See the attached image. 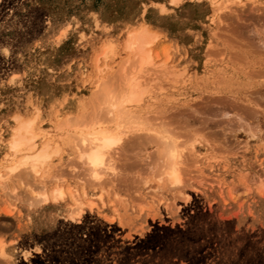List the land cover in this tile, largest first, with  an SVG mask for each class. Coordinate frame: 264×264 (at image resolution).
Returning a JSON list of instances; mask_svg holds the SVG:
<instances>
[{"label":"rangeland","instance_id":"374dc122","mask_svg":"<svg viewBox=\"0 0 264 264\" xmlns=\"http://www.w3.org/2000/svg\"><path fill=\"white\" fill-rule=\"evenodd\" d=\"M141 25L158 56L132 113L183 150L176 185L140 140L91 180L61 123L118 94ZM21 120L35 145L12 153ZM0 174V264H264V0H0Z\"/></svg>","mask_w":264,"mask_h":264},{"label":"bare ground","instance_id":"6f19581e","mask_svg":"<svg viewBox=\"0 0 264 264\" xmlns=\"http://www.w3.org/2000/svg\"><path fill=\"white\" fill-rule=\"evenodd\" d=\"M217 1L215 0V2ZM128 35L127 48L131 50L135 58L131 69L126 70L124 68L126 71L122 73L123 75H121L120 79L122 81H119L121 83H118L117 86L118 94L117 92L113 94L106 90L101 94H99L100 92L93 94V96L91 94V101L96 100V102L92 104L89 112L81 110L73 117L65 116L64 121L62 119L61 123L70 127L67 131L69 132L67 137L70 139L68 143L71 141V145L74 146V149L76 148L77 151L75 152L80 160L79 162L82 163L85 174L90 176L91 180H99L103 172L104 174L113 173L114 168L107 158H110V153L115 148L122 147L124 142L121 143V141H126L127 144L133 145L135 144L134 142L140 140L141 143L142 141L155 142L158 148L156 165L158 176L168 182L169 185H176V183L180 182L179 166L183 161L182 149L174 139H171L172 137H166L158 133L156 129L152 135L146 133L145 131H150L152 128H146V126L141 125L140 121H137L132 113V106L142 101L144 93L148 92V86L143 82L142 72L148 66H153L157 63L155 59H157L158 55L153 52L156 34L150 31L146 25H141L139 28L131 29ZM165 63L166 61L157 65L162 66ZM14 129L15 132L12 137H15L8 142L12 153L23 149L29 150L35 145L36 138L32 136V120H21ZM29 134L30 136H27ZM49 145H51L50 142H47L36 151L22 155L21 162L8 166L9 172L24 164L31 171L37 173L39 166L44 162L46 163L45 160L49 157ZM54 151L56 150L54 149ZM104 169L109 171L106 170L105 172L103 171ZM0 177L4 178V174H0ZM55 194L57 197L61 196L63 190L56 188ZM43 198L45 199L46 197L44 196ZM76 200L82 203L78 198ZM88 203H91V200H88Z\"/></svg>","mask_w":264,"mask_h":264}]
</instances>
